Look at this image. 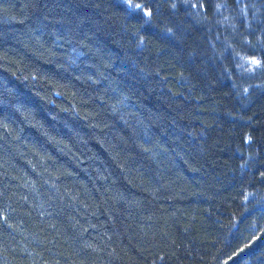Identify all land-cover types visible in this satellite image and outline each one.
Wrapping results in <instances>:
<instances>
[{"label": "trees", "instance_id": "16d2710c", "mask_svg": "<svg viewBox=\"0 0 264 264\" xmlns=\"http://www.w3.org/2000/svg\"><path fill=\"white\" fill-rule=\"evenodd\" d=\"M0 264H264V0H0Z\"/></svg>", "mask_w": 264, "mask_h": 264}]
</instances>
